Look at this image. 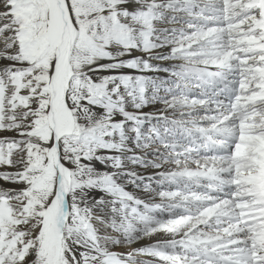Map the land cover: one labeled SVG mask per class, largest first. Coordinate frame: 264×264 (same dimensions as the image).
I'll list each match as a JSON object with an SVG mask.
<instances>
[{"label": "snow or ice", "instance_id": "obj_1", "mask_svg": "<svg viewBox=\"0 0 264 264\" xmlns=\"http://www.w3.org/2000/svg\"><path fill=\"white\" fill-rule=\"evenodd\" d=\"M151 120L170 187L101 236L82 193ZM0 204V264H264V0H0Z\"/></svg>", "mask_w": 264, "mask_h": 264}, {"label": "bare ground", "instance_id": "obj_2", "mask_svg": "<svg viewBox=\"0 0 264 264\" xmlns=\"http://www.w3.org/2000/svg\"><path fill=\"white\" fill-rule=\"evenodd\" d=\"M72 37L71 29L65 30L64 40L67 45L70 46ZM60 41L58 40L57 43ZM161 77H164L166 73L161 71L159 73ZM68 76V66L65 62V75L58 80V83L63 85L66 82ZM163 96L164 94H160ZM62 102V99H61ZM161 105L159 103H149L146 107H143L141 111L143 113H155L159 111ZM171 116V113L168 114ZM73 125H76L75 118L71 113L64 110L62 119L58 120L54 126L57 127L58 132L66 136H70ZM150 131H158L160 135H166L165 129L171 128L165 120H151L144 124ZM77 126V125H76ZM144 129V127H143ZM144 139L139 142V145L134 140H129L126 145V150L123 153H119L123 159V167L120 169L105 168L103 164L97 162L95 165L98 173L105 171L113 172L118 188H116L109 178L104 177L101 180V184L98 187H92L85 189L82 193V207H87L90 210V218L95 226L96 231L104 236L106 234H112V228L117 227V221L131 212L133 207L138 210H143L144 204H150L156 202L157 194L168 187L156 173L161 171L156 168L149 161L160 163L161 160L167 155L168 149L160 148V153L156 154L153 149L159 147L158 144H153L152 148L148 147V144L152 141L153 137L150 133L143 130ZM78 149H72L77 151ZM137 161V162H133ZM147 164L146 167L142 166ZM101 186V187H99ZM43 191L45 188L50 190V185H45L43 182L38 185ZM105 187V188H104ZM124 192L127 196L132 197V200L121 198L120 192ZM39 203L36 197H33L32 204ZM112 209V211H110ZM119 210V215H116V210ZM7 215V209L3 204H0V224H2L4 217ZM159 238V237H156ZM148 243V241H141L140 244L134 245V247L142 246ZM47 251H51V248L45 246ZM123 250V249H120Z\"/></svg>", "mask_w": 264, "mask_h": 264}, {"label": "rangeland", "instance_id": "obj_3", "mask_svg": "<svg viewBox=\"0 0 264 264\" xmlns=\"http://www.w3.org/2000/svg\"><path fill=\"white\" fill-rule=\"evenodd\" d=\"M73 33H72V37H71V41H72V39H73ZM71 41H70V44H71ZM68 75H70V72H68ZM160 94H164L162 91H161V93ZM73 127H74V129L72 130V133L70 134V136L69 137H72V136H74V135H79V131H80V129H79V126H76V125H73ZM143 130H145V131H147L148 133H150L151 135H152V131H150L151 129L149 128V129H147V127L144 125V129ZM33 204H34V202H33ZM30 206V205H29ZM31 207V206H30ZM7 216V215H6Z\"/></svg>", "mask_w": 264, "mask_h": 264}]
</instances>
